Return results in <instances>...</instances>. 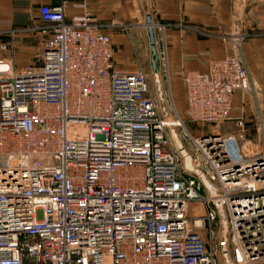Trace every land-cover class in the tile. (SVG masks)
Segmentation results:
<instances>
[{
    "label": "built area",
    "instance_id": "built-area-1",
    "mask_svg": "<svg viewBox=\"0 0 264 264\" xmlns=\"http://www.w3.org/2000/svg\"><path fill=\"white\" fill-rule=\"evenodd\" d=\"M68 8L40 7L39 64L0 59V264L264 262V121L252 152L232 116L258 91L242 54L183 74L188 122L236 127L194 135L143 68H117L102 29L129 25Z\"/></svg>",
    "mask_w": 264,
    "mask_h": 264
},
{
    "label": "crops",
    "instance_id": "crops-1",
    "mask_svg": "<svg viewBox=\"0 0 264 264\" xmlns=\"http://www.w3.org/2000/svg\"><path fill=\"white\" fill-rule=\"evenodd\" d=\"M62 1L0 0V59L12 62L16 69L40 63L45 46L53 37L50 31L38 29L42 24L40 7H56ZM67 1V20L88 12L102 24L129 25L127 29H102L111 38L114 60L120 70L132 72L143 68L146 72L150 65L154 71L150 20L157 46L162 43L166 48L169 76L175 86L184 85L182 76L187 71L206 72L212 61L242 54L257 92L264 94V0ZM160 24L166 26L164 33L156 27ZM237 39H241V49ZM3 45H7L6 50H2ZM183 94L185 98V90ZM250 96L237 94L234 98L232 116L244 117L245 125L255 110L260 113L258 117L264 114V101L259 106L258 99ZM212 127L205 132L236 131L233 122Z\"/></svg>",
    "mask_w": 264,
    "mask_h": 264
},
{
    "label": "rangeland",
    "instance_id": "rangeland-1",
    "mask_svg": "<svg viewBox=\"0 0 264 264\" xmlns=\"http://www.w3.org/2000/svg\"><path fill=\"white\" fill-rule=\"evenodd\" d=\"M155 34V31H154ZM156 37V35H155ZM159 47L162 46V43L158 44ZM137 62L139 63V60H137ZM39 64V63H38ZM146 73L148 74V79H149V85H150V90L152 92V94L154 96H156L157 98H159L160 100V105L162 108H165L166 111L170 109V105L172 103V100L175 104V107L178 111V113L180 114V116L182 117V119L185 121L188 129L194 134V135H201V133L204 132L205 129H207V127L204 129L200 124H193L188 122V118L186 116V101L184 98V90L185 87H183L182 85H174L172 82V78H170V82H171V90H172V99L170 98V91L168 89V85L167 82L165 81V78L163 76V74L159 75V78H157L155 76V73L153 72L152 68H150V65L146 67ZM162 87V92L159 91V87ZM162 93V94H161ZM253 95H251L250 97H252ZM258 100V104L260 106L261 102L264 101V94L257 92L254 95ZM255 98V99H256ZM260 109V107H259ZM258 115L256 114V110L254 111V113L252 114V118L249 121V123L247 125H245L246 127V139L247 140H252V143L254 144V146H252L253 150H251L252 152H255L256 150H260L261 148H257L255 146V144L260 142V134L258 132ZM261 116L264 118V114L262 113ZM264 121V120H263ZM210 128H213L212 126H210ZM206 131V130H205Z\"/></svg>",
    "mask_w": 264,
    "mask_h": 264
},
{
    "label": "water",
    "instance_id": "water-1",
    "mask_svg": "<svg viewBox=\"0 0 264 264\" xmlns=\"http://www.w3.org/2000/svg\"><path fill=\"white\" fill-rule=\"evenodd\" d=\"M148 24L150 25L149 27V33H150V41H151V48H152V66L155 71H159V64H157L158 61V55H157V50H156V43H155V34L152 28V22L149 20ZM158 76V75H157ZM177 138V137H176Z\"/></svg>",
    "mask_w": 264,
    "mask_h": 264
},
{
    "label": "bare ground",
    "instance_id": "bare-ground-1",
    "mask_svg": "<svg viewBox=\"0 0 264 264\" xmlns=\"http://www.w3.org/2000/svg\"><path fill=\"white\" fill-rule=\"evenodd\" d=\"M152 28H153V26H152ZM153 31H154V28H153ZM155 43H156L157 54L159 55V48L157 46L156 37H155ZM157 64H159V60L157 61ZM160 69H161V66H160ZM156 77L159 78V76H156ZM174 136H176V133H174Z\"/></svg>",
    "mask_w": 264,
    "mask_h": 264
}]
</instances>
